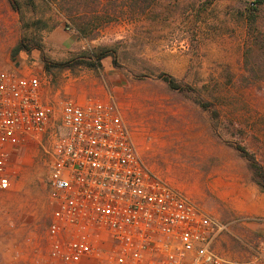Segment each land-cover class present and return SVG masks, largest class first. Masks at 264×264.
<instances>
[{
  "label": "rangeland",
  "instance_id": "obj_1",
  "mask_svg": "<svg viewBox=\"0 0 264 264\" xmlns=\"http://www.w3.org/2000/svg\"><path fill=\"white\" fill-rule=\"evenodd\" d=\"M18 1L25 19L0 0V65L33 64L64 99L115 100L148 168L225 225L217 251L240 264L264 263V215L236 208L262 191L231 145L245 144L264 165V3ZM24 36L41 38L54 62L100 46L113 56L102 60L103 68L50 74L39 49L12 59ZM164 74L192 90L171 88ZM193 91L211 110L195 102ZM47 163L43 145L33 140L12 157L13 184L0 191V264H11L4 253L11 244L12 253L29 239L43 244L52 212ZM256 206L264 210V196Z\"/></svg>",
  "mask_w": 264,
  "mask_h": 264
},
{
  "label": "built area",
  "instance_id": "obj_2",
  "mask_svg": "<svg viewBox=\"0 0 264 264\" xmlns=\"http://www.w3.org/2000/svg\"><path fill=\"white\" fill-rule=\"evenodd\" d=\"M31 140L52 212L43 244L15 245L11 264H240L216 249L225 225L148 168L115 100L64 99L33 64L0 65V191Z\"/></svg>",
  "mask_w": 264,
  "mask_h": 264
},
{
  "label": "trees",
  "instance_id": "obj_3",
  "mask_svg": "<svg viewBox=\"0 0 264 264\" xmlns=\"http://www.w3.org/2000/svg\"><path fill=\"white\" fill-rule=\"evenodd\" d=\"M32 2V0H29ZM14 9L18 10L22 13V19H25L24 13L21 11V7L19 5L18 0H9ZM255 3L263 4L264 0H256ZM41 22V21H38ZM25 24H29L25 22ZM34 49H39L43 53V60L45 62V69L48 73H53L54 71L63 70L66 68H75L80 66H87L90 68H103L102 60L108 56H113L112 50L108 47L100 46L96 47L91 51H83L77 57L72 58L70 60L64 62H54L50 61V59L44 54V43L41 38H37L36 36H24L22 39L18 41V43L14 46L12 50V59L17 62L18 56L20 52L27 51L32 52ZM115 62V59H114ZM163 79L168 83V85L173 89H181V88H189L182 87L177 79L171 75H163ZM192 90V89H187ZM192 95L195 102L198 103L205 110H211V103L202 98V96L195 91ZM243 157L248 161L249 169L252 173L253 181L258 185L260 190L264 192V165L257 159L255 154L242 143H231Z\"/></svg>",
  "mask_w": 264,
  "mask_h": 264
},
{
  "label": "crops",
  "instance_id": "obj_4",
  "mask_svg": "<svg viewBox=\"0 0 264 264\" xmlns=\"http://www.w3.org/2000/svg\"><path fill=\"white\" fill-rule=\"evenodd\" d=\"M21 66L23 67V69H27L29 67V66L27 67L26 64H21ZM263 196H264V192H261V195L255 194V193H251L244 200V202L242 203V205H238V203H237L236 204V208L238 207V209L240 210L239 212H242V213L247 214V215H258V214H263L264 215V210L263 211L262 210H259L257 208V206H256V205L259 204V201H260L261 198H263ZM8 245L9 244L6 243V246L5 247H8ZM11 245H9V248H7L6 251H4V253H6L5 256L7 258H9L10 260H13V254L14 253L11 252L13 250V248H11L12 247ZM81 264H89V263L82 262Z\"/></svg>",
  "mask_w": 264,
  "mask_h": 264
}]
</instances>
